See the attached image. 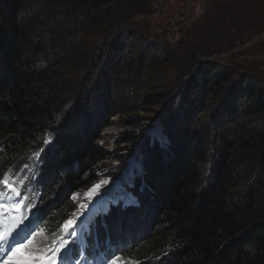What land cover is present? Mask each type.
Wrapping results in <instances>:
<instances>
[{
  "label": "trees",
  "instance_id": "1",
  "mask_svg": "<svg viewBox=\"0 0 264 264\" xmlns=\"http://www.w3.org/2000/svg\"><path fill=\"white\" fill-rule=\"evenodd\" d=\"M23 1L0 0V186L2 179L11 177V183L18 188L25 187L29 182L28 170L22 166L24 163L21 160L28 149L30 151V148L48 141L50 133L46 132L54 131V114L69 110L70 114L80 113L83 116L89 107L81 104L79 99L72 101L70 95L59 93L57 86H45L44 81L53 74L55 53L52 52L48 59H38L37 54L33 58L30 53L34 48L33 40L23 42L24 39L18 37L20 34L26 36L21 22L15 19L18 4H27ZM154 1L71 0L70 3L66 0H47L57 7L59 14L60 11L62 14L70 10V14L75 11L85 19L91 15L94 21L88 34L101 38L115 37V50L123 45L124 28L126 24H132L133 17L156 11ZM44 16L51 23L56 15L47 11ZM186 25L181 23L180 26L195 27L192 35L196 40L195 57L191 66L199 61L197 67L205 82L215 80L213 86L219 87L221 92L225 89L229 98L232 95L241 96L242 102L232 99V103L241 102L245 114L262 118L259 128L250 131L254 136L247 137L244 145L264 151L258 146L259 143L264 148V0H212L203 16ZM85 28L87 25L82 26V30ZM255 37L259 41L249 53L244 44ZM105 44V39L92 45L85 44L83 52L89 55L95 51L96 54ZM238 47L241 48V62L230 55L222 60L224 66L219 68L218 64L204 60ZM156 51L153 58L167 55L172 59L176 53L171 48ZM247 56H260L261 59L259 62L247 61ZM96 67L97 63L92 61L83 63L78 70L88 72L92 77ZM234 77H237L235 83L232 82ZM101 81L102 87H105L102 96L107 95L111 80L106 77ZM231 82L233 85L228 87L226 84ZM192 84H187L185 90L184 86L178 89L183 93V102L190 97L188 92L192 90ZM169 90H164L166 95ZM87 91L91 88L79 87L77 94ZM119 96L120 91L111 94V97ZM171 104L169 102L164 108L167 113L162 117L164 123L161 122L162 139L152 137V141L153 145H163L167 144L163 138H167L170 144L164 149L172 147L169 154L179 149L180 157L173 165V172L166 169V154L160 157L162 161L158 164L156 158L149 160L148 154L146 156L140 147L143 170L128 186L134 201L113 202L97 213L90 225V236L96 237L95 228L100 227L107 235L117 233L115 240L123 244L118 255L122 264H264V190L246 181L244 173L248 165L240 156L232 157L226 171L224 169L216 175L212 188L207 187L206 176L196 180L194 167L202 160V155L191 146L192 143H202V134L183 145L171 133V127L184 119L187 123L183 126L191 124L189 120L195 110L170 119L167 116H171V108L177 106L178 111L182 110L179 102ZM195 108L193 100L191 110ZM89 122L85 124L86 130L69 134L63 129L54 142L49 140L47 143L48 173L33 187L37 200L32 211L37 215V242L42 246L48 244L52 235L57 234L76 214L78 209L73 202V194L91 182L82 179L91 162L107 157L108 150L100 144L99 131L104 123L95 131L96 127ZM202 125L204 121L195 127L196 132ZM150 161L152 165L149 166ZM254 179L256 181L258 177ZM85 243L86 247H90V254L98 253L96 245L88 241Z\"/></svg>",
  "mask_w": 264,
  "mask_h": 264
},
{
  "label": "rangeland",
  "instance_id": "2",
  "mask_svg": "<svg viewBox=\"0 0 264 264\" xmlns=\"http://www.w3.org/2000/svg\"><path fill=\"white\" fill-rule=\"evenodd\" d=\"M29 1L24 0L23 2L27 4L21 2L16 8L15 19H19L26 34V36L20 34L22 37L20 35L18 37L24 39L23 42L33 40L34 48L30 51L33 58L37 54L38 59H48L52 52L55 53L56 61L51 75L56 76L50 75L51 77L44 81L45 86L51 88L57 86L59 93H66L71 96L72 101L79 99L81 104L89 106L83 116L80 113L70 114L69 110L55 113L52 117L54 131L46 132V134L50 133L48 141L52 143L63 129L64 133L69 134L73 131L80 132L81 129L86 130L85 124L89 120V124L96 127L95 131H98L104 123L99 131L100 144L108 150V154L105 158L91 162L89 169L82 176V179L91 182L73 194V202L78 210L73 218L66 221L65 227L69 233L80 235L81 228L94 218L98 209L107 206L108 202L134 201L128 186L134 182L135 175L143 170L140 147L146 156L148 154L149 160L151 157L156 158L158 164L162 161L160 157L166 154V169L173 172V165L180 157L179 149L169 154L168 151H171L172 147L170 150L164 149L170 144L167 138H163L167 141V144L165 142L163 145L160 143L153 145L152 141V137L162 139L161 122L164 123L162 117L167 113L164 108L169 102L173 104L176 101L182 105V110L179 111L177 106L171 108V116H167L170 119L180 114L187 115L188 111L190 113L195 110V114L189 120L191 124L183 126L187 123L184 119L177 126L171 127V133L177 142L182 141L183 145L189 144L191 140L202 134V143H192L191 146L202 155V160L194 164L196 180L206 176L207 187L212 188L216 175L224 169L226 171L232 157L240 156L248 165V170L244 173L248 179L246 181L264 190V151L259 148L249 149L248 144L244 145L247 137L254 136L250 131L259 128L262 118L245 114L241 96L231 94L229 98L224 92L225 89L221 92L219 87L213 86L215 80L205 82L197 67L199 61L191 66L195 57L196 40L192 36L195 27L180 26L181 23L187 26L181 19V11L187 6V0H155L153 2L156 7L155 12L137 15L133 17L132 22L130 21L132 24H126L122 35L123 45H119L121 46L119 50H115L117 48L115 37L101 38L88 34L89 26L94 21L91 15L85 19L75 11L71 12L74 14H70V10L62 14L60 11L59 14L57 7L47 0H31L30 3ZM66 1L71 3V0ZM47 11L56 15L51 23L50 19L44 16ZM83 25H87L84 30H82ZM103 39L106 40V44L98 53L95 54L93 51L87 55L83 52L85 44H96ZM258 41V37H255L246 42L244 47L252 53V47ZM239 47L227 53H216L201 59L210 60L209 62H214L222 68L224 66L222 60L230 55L236 56L238 62L243 60L239 54L241 51ZM164 48L173 49L176 52L175 57L171 59L163 55L161 58H153L156 49L161 52ZM260 59V56H247V61L259 62ZM92 61L97 63L92 77L88 72L82 73V70H78L83 63ZM106 77L111 80L107 86L110 91L102 96L105 87H102L101 80ZM236 80L237 77H234L232 82L235 83ZM191 82L193 87L188 92L190 97L185 98L183 102V93L178 92V89L184 86L182 88L185 90V86ZM232 82L226 85L232 86ZM59 84L63 85L58 86ZM79 87H88L91 91L79 95L77 94ZM228 87H225L226 90ZM168 89L170 90L166 95L164 90ZM117 91L121 92V96L111 97V94ZM166 98L168 101H165ZM232 99L241 102L235 105ZM193 100L196 108L191 110ZM219 105L221 107H218ZM78 106L81 105L76 107ZM221 120L222 123L218 124ZM202 121L204 125L196 132L195 127H198V123ZM258 146L264 149L259 143ZM48 150V144L40 143L37 147L30 148V151L28 149L21 160L24 163L22 166L28 170L29 182L25 185L27 191L35 188L36 183L40 179L43 180L48 173ZM150 165H152L151 161ZM255 177H258L256 181ZM4 182L11 185L12 178L6 177ZM18 227L16 223L4 225L0 221V233L5 238V241L0 243L1 252L8 244L10 235L14 231L20 232ZM4 257L6 258V252L3 253ZM36 257L33 252L28 255V259H36Z\"/></svg>",
  "mask_w": 264,
  "mask_h": 264
},
{
  "label": "built area",
  "instance_id": "3",
  "mask_svg": "<svg viewBox=\"0 0 264 264\" xmlns=\"http://www.w3.org/2000/svg\"><path fill=\"white\" fill-rule=\"evenodd\" d=\"M212 0H187V6L182 9L181 19L190 24L197 21L206 12L208 4Z\"/></svg>",
  "mask_w": 264,
  "mask_h": 264
},
{
  "label": "snow or ice",
  "instance_id": "4",
  "mask_svg": "<svg viewBox=\"0 0 264 264\" xmlns=\"http://www.w3.org/2000/svg\"><path fill=\"white\" fill-rule=\"evenodd\" d=\"M47 143H48V141H45V145H47ZM5 183H6V182H5ZM8 187H9L11 190L16 191V190L13 188L12 185H8ZM97 187H99V186H97ZM92 191L94 192L95 189H93ZM16 195L19 196V195H21V193H20L19 191H16ZM4 206H5V205L0 204V208H3ZM71 234H72V235H75V233H71ZM4 241H5L4 235H3L2 233H0V242H4ZM67 243H68L67 241H64V244H65V245H66ZM54 252H55V253H60V252H61V248H56V249H54ZM80 255H81V256H84L83 250H81ZM84 259H87V257L84 256ZM52 264H56V260H55V259L52 260ZM74 264H81V261H80L79 259H77V260L74 261ZM89 264H91V262H89Z\"/></svg>",
  "mask_w": 264,
  "mask_h": 264
},
{
  "label": "bare ground",
  "instance_id": "5",
  "mask_svg": "<svg viewBox=\"0 0 264 264\" xmlns=\"http://www.w3.org/2000/svg\"><path fill=\"white\" fill-rule=\"evenodd\" d=\"M120 201H124V200H120ZM116 202H118V201H116ZM110 203H112V202H108L107 206L105 205L104 207H101L100 209H98V210H97V213H99L100 211H103V210L107 209V208L109 207ZM89 211H90V210H89ZM89 211H88V212H89ZM97 213H96V214H97ZM88 216H89V214L86 215V217H88Z\"/></svg>",
  "mask_w": 264,
  "mask_h": 264
}]
</instances>
